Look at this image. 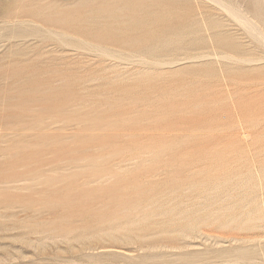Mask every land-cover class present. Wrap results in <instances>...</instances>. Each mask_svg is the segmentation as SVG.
<instances>
[{
    "label": "rangeland",
    "instance_id": "1",
    "mask_svg": "<svg viewBox=\"0 0 264 264\" xmlns=\"http://www.w3.org/2000/svg\"><path fill=\"white\" fill-rule=\"evenodd\" d=\"M34 3L0 0V264H264V0Z\"/></svg>",
    "mask_w": 264,
    "mask_h": 264
},
{
    "label": "bare ground",
    "instance_id": "2",
    "mask_svg": "<svg viewBox=\"0 0 264 264\" xmlns=\"http://www.w3.org/2000/svg\"><path fill=\"white\" fill-rule=\"evenodd\" d=\"M214 1V0H213ZM33 2H35L36 3V5H35V3H34V6H32V7H34V8H32L31 10L30 9H26L25 11H23V10H19L16 14H14V16L15 17H17V18H22V19H24V18H30V19H36L35 21H33V22H40L41 24H43V25H45V26H48V27H55V26H62V25H64L63 23L65 22L63 19H59V17L60 16H63V15H65V14H67V11H61V10H54V11H49L50 10V8H49V6L48 5H43V4H41L40 3V0H33ZM216 2V1H215ZM23 3V2H22ZM217 3H218V5L219 6H221V7H224L225 8V6H223L222 5V3H220V0H217ZM218 6V7H219ZM229 9V8H228ZM28 10V11H27ZM46 11H49V13H45ZM234 11V10H233ZM69 12H70V10H69ZM52 13H55L54 15L56 16L55 18L53 17V18H51V17H49V16H45L46 14H51L52 15ZM230 13V12H229ZM10 18V17H9ZM236 18V17H235ZM38 20V21H37ZM247 20V19H246ZM246 20H244V22L245 23H247V21ZM21 22H24V21H21ZM33 22H31V23H33ZM25 23V22H24ZM253 23V22H252ZM21 24V23H20ZM34 24V23H33ZM243 25L245 26L246 24H244L243 23ZM251 25V24H250ZM254 25V24H253ZM252 26V25H251ZM255 26V25H254ZM253 26V27H254ZM42 27H44V26H42ZM222 27V26H221ZM246 27V26H245ZM248 27H249V25H248ZM252 27V28H253ZM251 28V27H250ZM257 28V27H256ZM253 30V29H252ZM252 30H248L249 32H252ZM256 30V29H255ZM256 32H258V31H256ZM260 34V33H259ZM261 37H263V35L261 36ZM117 54V53H116Z\"/></svg>",
    "mask_w": 264,
    "mask_h": 264
}]
</instances>
